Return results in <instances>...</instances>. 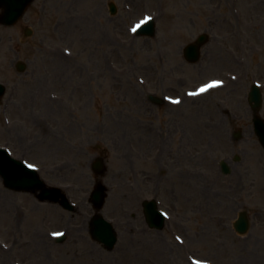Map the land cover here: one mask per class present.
Masks as SVG:
<instances>
[{"label": "rangeland", "instance_id": "1", "mask_svg": "<svg viewBox=\"0 0 264 264\" xmlns=\"http://www.w3.org/2000/svg\"><path fill=\"white\" fill-rule=\"evenodd\" d=\"M146 17L154 36H136ZM202 33L210 39L191 65L183 48ZM254 59L264 63V0H33L14 26L0 25V147L74 205L0 179V264H191L190 251L213 264H264V150L238 101L250 78L264 81ZM241 69L242 89L230 82L172 111L142 104L140 80L154 74L165 86L179 78L183 97L214 70ZM99 157L101 175L92 170ZM97 182L107 189L100 214L118 237L110 252L89 235ZM152 198L167 216L160 232L142 211ZM240 212L245 235L232 226Z\"/></svg>", "mask_w": 264, "mask_h": 264}, {"label": "water", "instance_id": "2", "mask_svg": "<svg viewBox=\"0 0 264 264\" xmlns=\"http://www.w3.org/2000/svg\"><path fill=\"white\" fill-rule=\"evenodd\" d=\"M32 0H0V24L4 26L14 25L24 14L28 5ZM112 12L114 8L112 7ZM155 33V27L153 20L148 21L143 26L137 29L136 35L152 37ZM30 34V33H27ZM206 36L201 35L198 37L194 45H189L185 48V56L190 62L197 61L198 48L204 44ZM18 72L24 70V65L18 63L16 66ZM5 93V87L0 84V99ZM251 101L255 102L257 106L260 102V96L258 90L253 89L251 92ZM254 128L256 135L259 139L261 146L264 149V125L263 122L258 118L254 117ZM96 173L102 172V163L97 160L93 166ZM220 170L223 174L230 172L227 164L222 161L220 163ZM0 177L3 181L4 186L7 189L17 192H30L36 193L39 191L38 199L41 201H52L57 202L60 199L62 207L66 210H72L73 207L69 204L68 200L62 193L55 188H47L43 181L39 178L37 172L26 166L24 163L13 159L6 152V150L0 148ZM106 189L101 184H98L92 193V202L97 210H100L104 204L106 198ZM145 216L148 224L152 228L161 229L163 226L164 219L160 213L156 210L154 202H147L144 204ZM91 235L92 237L103 243L107 249H112L116 242V235L112 226L106 222L101 216L96 215L93 217L91 222ZM234 230L238 234H244L249 228L248 220L244 213H241L234 223ZM60 239L59 241H62Z\"/></svg>", "mask_w": 264, "mask_h": 264}, {"label": "flooded vegetation", "instance_id": "3", "mask_svg": "<svg viewBox=\"0 0 264 264\" xmlns=\"http://www.w3.org/2000/svg\"><path fill=\"white\" fill-rule=\"evenodd\" d=\"M244 59L248 65L249 60L243 56V53H241V55L238 56V63L243 65ZM251 62L252 63L256 62V64L254 65L255 66L254 70L257 71L258 75H262L264 77V63L262 64V66H260L256 59L251 60ZM238 69H240V68L238 67ZM230 71H232V70H230ZM213 72L209 73L211 76L205 81H209L211 79L212 80H219L221 82V85L218 87H215L213 91L208 90L207 93L205 94V97L210 96L211 93H216V92H220V91L225 90L227 88V85L230 82H231V84L238 85L242 89V77H241L240 73H242V75H243V69L239 70L238 71L239 73H236V74L235 73L233 74V72L232 73L231 72L230 73L222 72V73L217 74V73H215V70ZM254 80L259 81L256 78H250L249 82L247 81L248 85L245 89L246 90L245 97L242 93H240V97L238 98L239 102L245 101L247 108L250 111V119H251L252 111H251V108H250V105L248 102V95H249V92L252 88ZM260 82H261L260 84L262 85V89L260 90L262 103H261L259 113H260L262 119L264 120V81L260 80ZM180 86L181 85H180L179 79L177 77L174 78V81H170L169 84H167L165 86L162 78H159L158 76H156L154 74L151 77H149L148 80L146 79L145 82L143 81V90L146 93V95L148 93L154 94L155 95V99H154L155 102L151 101L150 98L148 96H146L145 101H144L145 103H142V104L146 105V103H147L148 104L147 106H149V107H151L153 105H155L157 107L164 106L170 111H172L174 109H178V107H182V105L188 101V98H185V99H182L180 101V103L174 102V100L177 99V97H179V94H178L179 91L177 89ZM149 87L151 89H149ZM158 94H160V95H158ZM192 241L196 242L197 244L198 243H206L207 239L205 237H199L198 239H192ZM216 245H219V244H216ZM220 248L221 247H218L219 250H220ZM216 250H217L216 248L212 247V251L216 252ZM190 253L194 254L193 251H190ZM206 260L211 261V262L213 261L212 258H206Z\"/></svg>", "mask_w": 264, "mask_h": 264}, {"label": "snow or ice", "instance_id": "4", "mask_svg": "<svg viewBox=\"0 0 264 264\" xmlns=\"http://www.w3.org/2000/svg\"><path fill=\"white\" fill-rule=\"evenodd\" d=\"M206 89H201V91H205Z\"/></svg>", "mask_w": 264, "mask_h": 264}]
</instances>
